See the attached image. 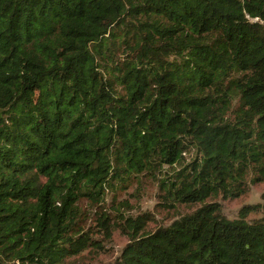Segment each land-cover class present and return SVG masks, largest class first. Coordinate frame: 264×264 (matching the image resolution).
I'll return each instance as SVG.
<instances>
[{"label":"trees","instance_id":"16d2710c","mask_svg":"<svg viewBox=\"0 0 264 264\" xmlns=\"http://www.w3.org/2000/svg\"><path fill=\"white\" fill-rule=\"evenodd\" d=\"M262 21L264 0H0V264L103 248L82 203L146 180L204 205L153 233L102 211L115 264H264V204L206 203L264 182Z\"/></svg>","mask_w":264,"mask_h":264},{"label":"rangeland","instance_id":"374dc122","mask_svg":"<svg viewBox=\"0 0 264 264\" xmlns=\"http://www.w3.org/2000/svg\"><path fill=\"white\" fill-rule=\"evenodd\" d=\"M264 25V21L261 22ZM193 155H187V163ZM254 175L251 174L248 179L247 191L244 195L233 199H224L222 195L217 198H210L206 201L210 203H220L222 214L230 220L239 218V211L242 207L247 205L264 204V182L253 184L252 179ZM138 187L135 184L133 187L120 192L113 198L108 196L105 203L99 207L91 205L88 201H84L83 209H85L86 216L84 224L87 229H90L99 245L103 248L98 249L94 253H90V249L83 252V257L77 261L75 258L69 259L67 264H115L121 257L125 247L129 243L128 235L124 234L121 229L116 228L112 232L111 239L104 236L103 227L99 224V214L102 211L108 212V218L111 223L122 222V215L117 216L114 212L119 206H127L125 208V218H137L144 214H151L154 221L150 222L146 227V232L153 233L160 227L170 226L174 221L189 215L203 207L204 204H179L174 208L166 209L161 204L160 187L157 180H146L135 193L133 191ZM117 200L116 203H113ZM119 202V203H118ZM261 217L260 213H252L248 217V221L258 219ZM123 224V222H122ZM124 226V224H123Z\"/></svg>","mask_w":264,"mask_h":264}]
</instances>
